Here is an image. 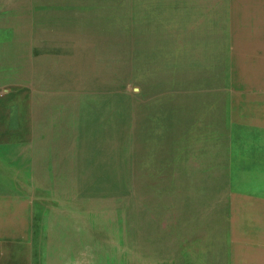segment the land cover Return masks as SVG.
Returning a JSON list of instances; mask_svg holds the SVG:
<instances>
[{"label": "rangeland", "instance_id": "rangeland-1", "mask_svg": "<svg viewBox=\"0 0 264 264\" xmlns=\"http://www.w3.org/2000/svg\"><path fill=\"white\" fill-rule=\"evenodd\" d=\"M0 213V264H264V0H0Z\"/></svg>", "mask_w": 264, "mask_h": 264}, {"label": "bare ground", "instance_id": "bare-ground-1", "mask_svg": "<svg viewBox=\"0 0 264 264\" xmlns=\"http://www.w3.org/2000/svg\"><path fill=\"white\" fill-rule=\"evenodd\" d=\"M118 3V2H117ZM115 4H116V2H115ZM46 5V4H45ZM61 5V4H60ZM62 5H64V4H62ZM133 6V5H136V3H130V6ZM171 6V5H170ZM136 7V6H135ZM29 9V8H28ZM46 9V8H45ZM62 9V8H61ZM170 9L171 10H176V8H174L173 6H171L170 7ZM56 10V9H55ZM64 10V9H63ZM67 10V9H66ZM45 11V10H44ZM65 11V10H64ZM60 12V11H59ZM68 13V12H67ZM53 16V15H52ZM51 17V16H50ZM54 18V17H53ZM52 18V19H53ZM67 18V17H66ZM48 19H49V17H48ZM53 21H55V20H53ZM62 21H64V20H62ZM71 21V20H70ZM48 22H49V20H48ZM140 23H143L144 25H145V22H143V20H141V22ZM91 24V23H90ZM147 22H146V25L145 26H147ZM14 34V33H13ZM50 41V40H49ZM34 42V41H33ZM41 48V47H40ZM63 53V52H62ZM34 70V69H33ZM63 71V70H62ZM84 71V70H83ZM94 71V70H93ZM81 72V71H80ZM88 72H89V70H88ZM87 74V73H86ZM91 73L89 72V75H90ZM224 74H225V72H224ZM83 75V74H82ZM84 76H85V74H84ZM92 76V75H91ZM221 76V75H220ZM223 76V75H222ZM90 76H88L87 77V79L89 78ZM221 78V77H220ZM223 78V77H222ZM49 79V78H48ZM85 79H86V76H85ZM85 79H83V80H85ZM229 79V78H228ZM226 80V79H225ZM216 81H217V79H216ZM86 82H88V81H86ZM52 84V83H51ZM53 84H55V83H53ZM57 84V83H56ZM86 84V83H85ZM84 84V85H85ZM88 85V84H87ZM206 85V84H205ZM211 85V84H210ZM229 85V84H228ZM86 86V85H85ZM195 86V85H194ZM83 87V86H82ZM208 87V86H207ZM81 89V88H80ZM83 89V88H82ZM161 97V96H160ZM143 102V101H142ZM185 102V101H184ZM159 107V106H158ZM59 109V108H58ZM169 110V109H168ZM162 111V110H161ZM173 111V110H172ZM168 113V112H167ZM170 115V114H169ZM139 116V115H138ZM167 116H168V114H167ZM183 124V123H182ZM153 125H155V124H153ZM152 125V126H153ZM160 127L162 128V126L160 125ZM182 127V126H181ZM147 128H148V126H147ZM124 129V128H123ZM150 129H152V128H150ZM136 133V132H135ZM119 134V133H118ZM155 135V134H154ZM81 137H82V135H81ZM182 137V136H181ZM178 139V138H177ZM189 139V138H188ZM146 140V139H145ZM138 142V141H137ZM147 142V141H146ZM188 142V141H187ZM148 144V143H147ZM140 146H141V144H140ZM145 146V145H144ZM148 146V145H147ZM195 147H196V144H195ZM144 148V147H143ZM170 149V148H169ZM172 149H174V148H172ZM80 151V150H79ZM78 151V152H79ZM117 151V150H116ZM143 152V151H142ZM135 154V153H134ZM185 154V153H184ZM139 156V155H138ZM134 157V156H133ZM144 159V158H143ZM146 159V158H145ZM169 162H170V160H168ZM180 161H182V160H180ZM169 162H168V164H169ZM185 162V161H184ZM171 164V163H170ZM132 165V164H131ZM164 165V164H163ZM186 165V164H185ZM134 166V165H133ZM132 166V167H133ZM172 166H173V164H172ZM178 166V165H177ZM181 166H184V165H181ZM131 167V169H133ZM135 170V169H134ZM133 170V171H134ZM185 170V172H186V169H184ZM170 172V171H169ZM179 173H180V171H179ZM183 173V172H182ZM137 177V176H136ZM139 177V176H138ZM1 214V213H0ZM1 218H2V220H1ZM7 219H10L9 217L7 218ZM11 219H13V218H11ZM67 219V218H66ZM3 222L4 224H8V221L7 220H3V217H0V222ZM68 221V220H67ZM1 222V223H2ZM13 222H14V220H13ZM186 223V222H185ZM63 231V230H62ZM53 233V232H52ZM58 233V232H57ZM65 234V233H64ZM55 235V234H54ZM29 238H30V236H29ZM59 238H61V237H59ZM56 240V239H55ZM60 240V239H59ZM30 243V242H29ZM58 243V242H57ZM63 243V242H62ZM14 244V243H13ZM16 245L17 246H19V245H21V247H22V251H24V250H26V248L24 249L23 248V246H22V244L21 243H16ZM3 246H4V244H3ZM63 248V247H62ZM60 249V248H59ZM11 250V247L10 246H6V247H4V248H0V251H2V252H8V251H10ZM20 250V249H19ZM57 253V252H56Z\"/></svg>", "mask_w": 264, "mask_h": 264}, {"label": "crops", "instance_id": "crops-1", "mask_svg": "<svg viewBox=\"0 0 264 264\" xmlns=\"http://www.w3.org/2000/svg\"><path fill=\"white\" fill-rule=\"evenodd\" d=\"M134 26H135V25H134ZM134 26H133V27H134ZM136 26H137V25H136ZM252 122L255 123V120H253Z\"/></svg>", "mask_w": 264, "mask_h": 264}]
</instances>
